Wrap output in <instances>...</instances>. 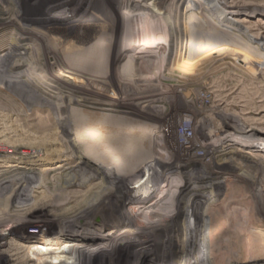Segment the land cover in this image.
I'll list each match as a JSON object with an SVG mask.
<instances>
[{
  "label": "bare ground",
  "instance_id": "obj_1",
  "mask_svg": "<svg viewBox=\"0 0 264 264\" xmlns=\"http://www.w3.org/2000/svg\"><path fill=\"white\" fill-rule=\"evenodd\" d=\"M71 5V9L68 5L61 9L60 19L92 14L95 25L100 26L89 30L85 34L87 43L77 47V69L56 64L57 71L65 72L71 80L51 77L48 68L37 79L40 66L21 68L27 65V50L36 53V46L29 43L30 36L21 35L25 30H19L15 42L9 43L0 56V86L27 102L44 91L41 97L46 95L47 103L38 104L52 106L50 112L58 115L59 121L24 128L0 120V254L5 261L164 264L167 254L175 262L198 249L199 255L184 264H260L264 260V232L258 223L231 213L229 204L214 190L223 186L222 180H214L210 188L199 187L203 173L223 174V165L216 161L218 171L203 168L189 173L187 166L194 159L183 161L180 153L188 156L194 145L199 146L202 153L195 152L193 157L202 164L206 155L233 153L238 144L248 151L264 152L260 133L264 129L256 126V117L240 116L237 124L225 121L206 136L213 139L225 130L223 127H229L234 133H242L245 141L235 139L237 134L235 138L226 134L218 136L214 144V140L194 144L198 132L195 127L212 123L211 115L226 111L222 99L210 96L214 89L209 82L196 88L204 93L201 96L188 89L207 64L218 62L215 68H224L220 60L227 57L240 62L233 66L237 70H256L246 51H254L257 46L264 51V37L254 45L238 43L234 49L230 42L232 36H242L240 21H251L258 14L255 11L264 13V5L237 0H72ZM242 11L246 17L236 18ZM21 13H16L19 20ZM43 39L52 55V47L59 42ZM86 64L92 68L82 66ZM182 96L186 99L181 110L186 120L178 123L181 135L175 145L160 121L171 114L175 98ZM192 109L197 114L193 122L188 119ZM187 129L192 130V136ZM243 135L241 138H245ZM247 154L255 157L254 153ZM9 182L17 187L10 190ZM207 191L213 200L203 208L201 195ZM120 192L129 200L121 201L117 195ZM5 208H10L9 215L3 213ZM93 216L99 218L94 226L88 221ZM53 223L59 224L57 235L15 236L6 229L9 224L39 228ZM60 224L72 227L77 234L67 227L62 230ZM85 230L92 231V239L105 231L130 233L136 242H125L127 248H117L113 253L104 250L106 245L80 244V232ZM172 230L183 232L182 237L171 234ZM181 240L190 246L185 247Z\"/></svg>",
  "mask_w": 264,
  "mask_h": 264
},
{
  "label": "rangeland",
  "instance_id": "obj_2",
  "mask_svg": "<svg viewBox=\"0 0 264 264\" xmlns=\"http://www.w3.org/2000/svg\"><path fill=\"white\" fill-rule=\"evenodd\" d=\"M237 1L239 3H246V2L252 3L253 2V3H258L259 5H262V6L264 5V0H237ZM71 4H72V0H70V2L68 0H0V56L8 50L9 43H13L14 39H16L19 36V30L21 31L25 30L26 32L24 31L25 33L21 35L30 36L29 43L36 46L35 48L36 53L35 51H33L34 49H31V48L28 49L27 56L29 57V59L27 60V65H23L21 68L24 69L28 65L32 68L33 67L35 68L36 65H38L41 68L38 67L40 72L36 73V78L37 77L39 78L41 75H44L45 74L44 72H46L45 69L48 68L50 69V75H52L51 73H53L51 77H53L54 75L55 76L57 75L59 77L61 76L63 80L65 79L71 80V78H69L68 76H65V72L57 71L58 67L56 68V64L65 63L64 65H70L74 67V69H77L76 61L78 60V56H79L78 53L80 52L79 48L77 47L85 45L87 43L85 41L88 39L87 38L88 36H85V34H87L89 30H92V29L96 30L100 28V26L95 25V22L92 20L91 18L92 14H90V17H87V18L84 17V18L79 19V16H77L76 14V16L74 15L70 16L71 19L69 18L60 19L59 14H60L61 9L63 7H66L67 5L71 9L72 7ZM15 7L17 8V11H15L14 9ZM248 10L251 11L252 8L250 7L248 8ZM19 11L22 12L21 20L17 18L18 15L16 14V13H19ZM243 12L244 11H242L240 15H237L236 18L238 17V18L244 19V17L246 16L245 14H243ZM255 12L258 14H255L254 17L250 18L251 21L240 19L242 22L240 21L239 23L240 26L238 27V29L241 30L242 36L240 34L239 36L234 35L231 37V42H230L231 49L239 47L243 44L245 46L248 42L251 43L252 45H254V43L257 44V42L260 40V37L262 38L264 37V13H262V11H255ZM74 21L76 22L73 23ZM241 26H244V28L243 27L241 28ZM211 31L213 34L216 33V31L213 29ZM33 34H35L36 36H33ZM43 37L51 38L54 43L59 42V44H56L54 47H52L53 48L52 55H51V49L49 45L46 44L47 42L45 39H43ZM256 39L258 40L256 41ZM238 43H239V46H238ZM256 48L254 49V51H250V52L246 51V55L248 59L251 58V61L253 60L252 61L253 64L254 63L256 64L255 66L253 65V67H255L256 69L252 71L253 73L251 72V70H250V73L249 71L243 72L242 70H237V68L233 66L239 65L240 62L239 61L237 62L234 59L227 57V58L220 60L221 62L223 61L225 63L226 66L224 68H220V69L215 68L216 63L218 62H215V64H211V63L207 64L202 69L198 79H196L188 87V89H190L192 93H195V94L199 93V95L200 94L203 95L204 93H202V90L199 92L196 88H199V85L204 82H209V84L213 86V89H214L213 91L215 92V93L211 92L210 96L214 100L222 99L221 100L223 104L222 107H225V111H226L224 113H221L218 116L211 115V117H214V118H211L212 123L205 124L204 126H200V127L198 126L195 127V130L198 132L196 134V137L193 138L194 144L197 145L200 142H209L212 140H214L212 142L214 144L216 143V141H218V136L220 137L226 134H229L230 135L229 137L232 136V138L237 134L238 137L237 138L234 137L235 139H237L238 141L239 140L243 141L242 139H244L245 141V139L247 138L242 133H234V131H232V129L229 127H223L225 130L223 131L222 129V131H219L217 136L216 135L213 136V139L212 138L208 139L206 137L209 131L217 129L216 127L218 126H219L218 128H221L222 123L225 121L231 124L239 123L240 116L251 117L253 119H255L256 117L257 120L255 119L254 121L259 120L256 126L257 127L260 126L259 128L264 129V59H263L264 51L260 49L259 46H257ZM69 54H72V55H69ZM36 59L39 61H37ZM262 59L263 61H261ZM82 66H87V67L89 66L92 68V65H89V64L82 65ZM51 67H52V70H51ZM79 68H82V67H79ZM1 79H2V76L0 74V80ZM31 90H32V87H31ZM210 91H212V89ZM42 93H45V92L41 90L40 93L36 94L38 98L33 99L32 101L33 103H32V102H27L26 101L27 99L17 97L14 94V92H12L11 90L5 89L0 86V118H1L0 120H3L4 122L8 121V124L12 123V125L16 122L14 124L15 127H24V128L39 126L38 124L41 125L42 123L46 125L48 123L49 125H51V123H53L54 121H58V118H57L58 115H55L53 112L52 113L50 112L53 109L52 106L51 107L49 106L50 109L48 107L40 106V104L43 105L47 103V101L44 100L46 99L47 96L45 95L44 98L43 96L41 97ZM31 94L35 95L33 93ZM185 100L183 96L179 98H175V101H174L175 104L174 105L171 104V107H170V109H172L173 111L171 110L170 112L171 114H169L168 117L164 121H160L161 127L165 129L167 133H169L171 141L174 144L177 143L180 139L178 138L179 137L178 134H180L179 133L180 128L178 127V123L179 121H181V119L186 120V118H183V114H182L183 112L181 111L183 108H185V105H184ZM187 100L189 99L187 98ZM198 100H196V104H197L196 106H198L199 104ZM38 102L40 104H38ZM15 104H18V105H15ZM188 115H189L188 119L192 122L197 117V114L195 113L194 109L188 112ZM131 117L133 116L130 115L129 118ZM151 119L155 120L152 117ZM249 121L253 122V120H249ZM246 127L248 128V125ZM186 132L190 136L193 135L192 130L187 129ZM231 132H233L234 134H231ZM260 133L262 134L261 135L262 138H264V132H260ZM241 135H243L242 137H245V138H241ZM73 137H74L73 133L70 134V138H73ZM235 147L237 150L233 153L225 154V152L219 151V152H215V154L212 157L210 155H206L202 159V164L201 162L196 161L195 157H193L195 155V152H196V155L202 153V150H200L201 148L199 146L194 145L190 153L188 154V156L185 153H180V155L182 156L183 161L189 160L187 159L189 157H191V159H194L191 165L187 166L188 170L186 172H189V173H197L201 171V169L203 168H205L203 169L204 171H207V169H211L212 171H218L216 161H218V164L221 163V165H223L222 166L223 174H218L217 176L216 175L209 176L208 173H203L205 175L202 174L203 176L200 179L199 187L210 188L213 185L214 180H222L223 186L214 187V190L220 193V199L221 198L222 200L225 199L226 203L229 204V207H230L229 210L231 211V213L234 212V214L236 215L239 213L238 215L241 214V215L247 216L250 221H255V223H258L260 227V231L264 232V152L248 151L247 149L242 148L241 145L239 144L236 145ZM246 150L249 153H252V154L254 153L255 157H252L249 154H247V152H245ZM258 156H260L261 158ZM205 166L206 167L210 166V167L206 168ZM117 176L120 180L123 179L121 175L120 176L117 175ZM13 183L15 182H9L8 184V187H10V190H14L17 187V185L15 184L13 185ZM19 192L18 194H20ZM117 195L121 197L120 198L121 201L129 200L128 199L129 197H124L125 194L122 192L118 193ZM201 198L202 199L200 201L202 202L203 208L207 203H210L213 200V197L211 196L209 191H207L205 194L203 193L201 195ZM9 209L10 208L8 209L5 208L3 210V213L5 215H9L11 213ZM234 209L238 210V212H236V210ZM107 210H109V208ZM202 210L203 209H200L199 212L203 213ZM6 211L8 213H6ZM89 220L91 221L92 226H94L95 224L97 225L99 218L93 216L92 219L88 218V221ZM58 225L59 224H55V223L43 224L42 226L38 228L34 225H27V224H22V225L9 224L7 225L6 229H8V233L10 232L12 235H15V236L19 234V235H23L26 237H31L32 235H36V234L37 235L38 234L57 235L59 233ZM60 225H61L62 230L64 229L66 230L67 226H65V224H60ZM67 229L69 231L72 230L71 233H74V234L77 232L73 230L72 227H67ZM175 230L170 231V233L181 238L182 237L181 234L183 233V232H179L181 229L178 230V233H176ZM85 231L84 233L80 232V235L82 237L81 238L82 242L80 244L87 245L88 243V245H91L94 242L95 244L101 247L106 245L104 247V250L112 251L113 253L117 251V248L119 250L121 248H127V246L125 245V242H136L135 240H133L134 237L131 236L130 233H122L121 231H114V232L105 231L101 233L100 236H98V238H95V239H92L93 237L90 235V233L92 232L91 230H88L86 232ZM180 243L181 244L184 243L183 245L184 246L186 245L185 247L187 248L190 246L189 242L187 241L181 240ZM153 248L154 246L150 247V249H153ZM130 249H133V247H130ZM197 250L198 249H195L193 253L190 254L189 256L183 255V258L181 259V261H180V258H178V260L176 259L175 262L172 261L170 256H168L167 254V258L166 260H164L163 263L164 264H169V263L170 264H184V262L187 259H191V258L193 259L199 255ZM115 255H117V253H115ZM119 258L120 257L118 256L115 258V260L117 261L119 260ZM5 260H7L5 259V256H2L0 254V264H9L13 262V261L12 262L5 261ZM260 264H264V260Z\"/></svg>",
  "mask_w": 264,
  "mask_h": 264
}]
</instances>
